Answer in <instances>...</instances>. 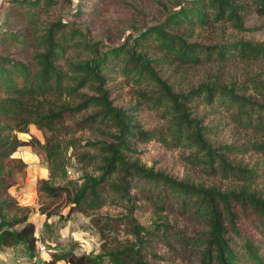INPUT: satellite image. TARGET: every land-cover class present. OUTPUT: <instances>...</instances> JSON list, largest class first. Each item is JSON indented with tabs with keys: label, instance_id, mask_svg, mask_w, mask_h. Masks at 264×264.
Instances as JSON below:
<instances>
[{
	"label": "rangeland",
	"instance_id": "1",
	"mask_svg": "<svg viewBox=\"0 0 264 264\" xmlns=\"http://www.w3.org/2000/svg\"><path fill=\"white\" fill-rule=\"evenodd\" d=\"M192 2L39 0L31 3V0H0V55L16 61L29 60L32 62L30 71L34 72L37 68L34 57L42 48L39 37L52 21L60 18L66 20L69 28H76L78 33L75 34L90 42L98 41L99 51H104L121 43H132L134 36L162 22L173 12L176 15L167 21L166 28L183 34L191 42L217 46L240 39L253 43L264 42V15L258 14L248 0L241 12L244 28L226 19L210 21L208 24H202L197 19L190 26L177 10L190 7ZM75 34L64 30L57 34L60 49L55 62L62 69H67L71 61L92 56L90 51L77 43L79 39L76 40ZM152 36L142 39L137 48L151 57L159 56L162 51L157 49ZM120 58L122 54L119 57L109 54L101 69L112 103L125 108L132 122L137 125V130H142L129 137V147L124 149L129 159L194 185H212L222 190L243 187L264 194V151L255 148L247 151L228 149V146L244 149L247 141L261 142L264 140L263 133L234 121L231 115L234 107L219 103L218 100L207 102L202 97H196L189 105L191 115L207 126L206 136L210 142L213 146L222 147L221 151L230 163L252 170L254 175H240L231 170L223 172L218 166L213 168L216 163L209 166L200 153L184 145H173L170 137H166V114L161 107H155L145 99V86L137 84L132 76L122 71ZM156 68L175 91H187L202 83L219 82L246 87L249 93L254 94L256 89L253 81L264 86V59H241L236 56L219 60L213 54L210 60H202L197 64L161 63ZM8 69L11 72L3 82L0 81V95L7 90L9 95H13L24 79V74L19 73V69H13L12 64H8ZM83 89L87 90L85 87ZM257 98L264 99L263 95ZM115 132V128L101 124L79 129L59 140L52 139L50 143H58L59 147L51 160L45 150L46 140L52 136L50 130L31 123L27 132H17V136L26 143L20 144L4 161V170H11L16 183L7 187L0 177V219L11 220L14 216L27 213V220L35 224L37 242L31 252L22 243L3 245L0 248V264L17 261L34 264L47 259L51 251L61 249L71 250L76 255L95 254L133 241V235L127 232V218L113 227L105 222L108 218H117L127 212L124 203L116 197H107L97 209L82 204L69 211L71 196L63 194L53 197L39 190L40 180L46 179L51 185L67 184L73 193L85 175L98 174L96 143L113 140ZM133 216L139 224L149 229L142 247V255L148 262L196 263L197 252L204 242L207 228L194 210L179 214L177 209L162 208L142 198L137 201ZM255 218L252 214L239 212L240 231L234 235V239L242 242L247 236L250 237L264 260V228ZM21 225L18 223L13 227L19 228ZM38 243L43 245L44 252H40ZM244 262L249 264L248 260ZM57 264L69 263L61 259ZM102 264H110L106 255L102 258Z\"/></svg>",
	"mask_w": 264,
	"mask_h": 264
},
{
	"label": "trees",
	"instance_id": "2",
	"mask_svg": "<svg viewBox=\"0 0 264 264\" xmlns=\"http://www.w3.org/2000/svg\"><path fill=\"white\" fill-rule=\"evenodd\" d=\"M37 1L39 0H31V3ZM245 2L246 0H193L190 7H181L177 13H182L190 26L197 19L202 24L226 19L231 20L235 26L244 28L241 12L245 8ZM248 2L258 14L264 15V0ZM175 13L134 36L132 43H121L104 51H99L98 41L90 42L75 34L76 28H69L66 20L60 18L52 21L39 37L42 48L35 54L34 63L37 68L34 72L30 71L32 62L29 60L16 61L0 55L1 82L11 72L8 64L24 74L22 84L17 86L13 95H9L8 90L0 95V177L5 186L14 185L16 178L10 169L7 172L4 170V161L20 144L26 143L17 136V132H27L31 123L52 133L45 143L50 160L58 153L59 147L57 142V145L50 143L52 139L59 140L79 129L101 124L116 129L113 140L96 143L98 174L85 175L73 193L67 184L51 185L46 179L40 180L39 190L53 197L63 194L71 196L69 211L82 204L87 208L97 209L105 203L107 197H116L124 203L127 212L117 218H108L105 222L113 227L127 218V232L133 235V241L95 254L76 255L71 250H55L50 252L47 259L41 260V264H57L61 259L69 264H102L104 255L110 264H153L142 255L149 229L139 224L133 216L137 201L142 198L162 208L177 209L179 214L194 210L200 215L207 232L197 252L195 264H246L244 261L247 260L249 264H264L250 237L247 236L242 242L234 239V235L240 231L239 212L254 215L264 228V194L243 187L222 190L212 185H194L164 171L146 167L137 160L129 159L124 153V149L130 144L129 137L142 130H137V125L132 122L126 109L114 105L109 97L101 69L109 54L118 57L122 54V71L132 76L137 84L145 86V99L151 105L163 109L167 116L166 137H170L173 145H184L200 153L205 163L211 167L216 163L213 168L218 166L223 172L231 170L240 175H254L252 170L230 163L221 151L222 147L213 146L206 136L207 126L191 115L189 105L196 97H202L207 102L218 100L219 103L234 107L231 113L234 121L247 128H256L264 134V99L257 98L259 95L264 97V86L253 81L256 89L254 94L249 93L246 87L239 88L219 82L202 83L187 91H175L161 77L156 65L197 64L202 60H210L213 54L219 60L236 56L241 59H264V42L253 43L240 39L220 46L191 42L183 34L166 28L167 21L174 18ZM62 30L75 34L76 40L79 39L77 43L90 51L92 56L71 61L67 69L59 67L55 62L60 49L57 34ZM151 35L157 43V49L162 51L159 56L151 57L137 48L142 39ZM84 87L87 88L86 91ZM245 145L244 149L229 146L228 149L247 151L255 148L264 151V140L258 143L247 141ZM83 157L85 158V154ZM27 219V213L14 216L11 220L0 219V248L3 245L22 243L30 252L35 249V224ZM18 223L22 224L21 227L14 228L13 225Z\"/></svg>",
	"mask_w": 264,
	"mask_h": 264
},
{
	"label": "built area",
	"instance_id": "3",
	"mask_svg": "<svg viewBox=\"0 0 264 264\" xmlns=\"http://www.w3.org/2000/svg\"><path fill=\"white\" fill-rule=\"evenodd\" d=\"M37 245L39 246V248H40V252L42 253V252L44 251V247H43V245L40 244V243H38ZM13 264H31V263L28 262V261H17V262H15V263H13ZM34 264H41V263H40V262H36V263H34Z\"/></svg>",
	"mask_w": 264,
	"mask_h": 264
},
{
	"label": "clouds",
	"instance_id": "4",
	"mask_svg": "<svg viewBox=\"0 0 264 264\" xmlns=\"http://www.w3.org/2000/svg\"><path fill=\"white\" fill-rule=\"evenodd\" d=\"M44 252V251H43Z\"/></svg>",
	"mask_w": 264,
	"mask_h": 264
}]
</instances>
